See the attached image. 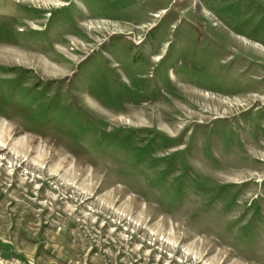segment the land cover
I'll list each match as a JSON object with an SVG mask.
<instances>
[{"label": "rangeland", "instance_id": "374dc122", "mask_svg": "<svg viewBox=\"0 0 264 264\" xmlns=\"http://www.w3.org/2000/svg\"><path fill=\"white\" fill-rule=\"evenodd\" d=\"M0 253L264 264V0H0Z\"/></svg>", "mask_w": 264, "mask_h": 264}, {"label": "built area", "instance_id": "2783aa9c", "mask_svg": "<svg viewBox=\"0 0 264 264\" xmlns=\"http://www.w3.org/2000/svg\"><path fill=\"white\" fill-rule=\"evenodd\" d=\"M0 264H27L23 259L18 257H4L0 253Z\"/></svg>", "mask_w": 264, "mask_h": 264}]
</instances>
